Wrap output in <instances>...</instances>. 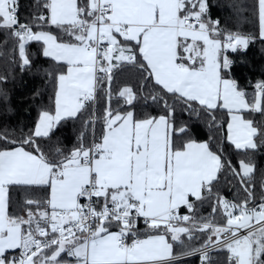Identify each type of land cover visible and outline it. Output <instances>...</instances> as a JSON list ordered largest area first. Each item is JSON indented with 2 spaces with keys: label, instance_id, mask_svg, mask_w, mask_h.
Masks as SVG:
<instances>
[{
  "label": "snow or ice",
  "instance_id": "obj_1",
  "mask_svg": "<svg viewBox=\"0 0 264 264\" xmlns=\"http://www.w3.org/2000/svg\"><path fill=\"white\" fill-rule=\"evenodd\" d=\"M34 3L21 22L20 0H0V57L31 70L28 46L38 43L55 81L54 108L29 134H0L14 146L0 147V264H187L192 256L218 264L217 251L225 264H264V173L257 202L254 161L264 149V81L249 97L228 71L229 51L264 41V0L251 5L256 33L221 27L210 0ZM125 68L152 85L145 99L160 114L138 116L130 86L115 94L125 109L112 106L115 74ZM178 105L210 129L226 126V135L192 139L176 123ZM68 121L81 123L76 145L50 156L46 143ZM221 174L239 185L235 199L217 190ZM205 204L209 215H199Z\"/></svg>",
  "mask_w": 264,
  "mask_h": 264
},
{
  "label": "trees",
  "instance_id": "obj_2",
  "mask_svg": "<svg viewBox=\"0 0 264 264\" xmlns=\"http://www.w3.org/2000/svg\"><path fill=\"white\" fill-rule=\"evenodd\" d=\"M254 0H210L211 12L213 19L221 22V27H226L232 31L242 33L258 32V24L256 22L254 11L251 7ZM247 7V11H238L237 7ZM35 10L34 0H20L19 17L21 22H28ZM240 23H237V18ZM247 19H244V18ZM55 31V29H53ZM30 57L33 61L31 70L22 71L18 64H12L7 57H0V76H6L4 83H0V134L10 139H21L29 134L38 122L39 114L42 110L54 108V91L55 81L47 75L52 68V62L43 57L42 47L38 43H32L28 46ZM236 60V64L231 71V76L238 82L249 97L255 94V84L264 81V41L255 39L250 43L246 50H238L232 53ZM124 86H130L138 94V100L135 103L136 114L140 117L145 115H158L161 109L154 104L151 99H145L150 96L152 85L145 83L140 73L131 68H125L117 71L112 84L113 100L112 106L125 109L122 100L115 99V94ZM101 99L97 105V109L102 111L105 106L103 93L100 94ZM172 103V101H169ZM220 120H226V117H217ZM257 121L261 120L259 114L255 116ZM175 120L177 125L186 124L189 127V134L192 139L198 142H205L212 137L213 141L219 140L226 135L225 128L219 131L210 129L208 122L196 117H190L186 111L181 110V106H177ZM81 130L80 122H61L53 134L50 142L45 145L46 151L51 156V151L55 146H60L65 152L69 151L77 143V136ZM223 143L226 154L233 163L236 161L234 150L225 141ZM14 147L7 145L4 141H0V147ZM257 166L256 180V196L257 202L261 194L259 187L260 175L264 173V149H261L254 157ZM239 185L236 184L231 176L224 177L221 174L220 183L217 190L221 195L235 199L238 194ZM14 199L20 201L23 199L22 193H15ZM199 204V202H197ZM211 206L205 204L199 208V215L208 216ZM181 214H186L185 209H181ZM141 229L144 225L141 222ZM200 241H197L199 246ZM218 264H225L226 252L217 251L212 253ZM67 260L68 257L65 255ZM187 264H200L197 256L188 258Z\"/></svg>",
  "mask_w": 264,
  "mask_h": 264
},
{
  "label": "built area",
  "instance_id": "obj_3",
  "mask_svg": "<svg viewBox=\"0 0 264 264\" xmlns=\"http://www.w3.org/2000/svg\"><path fill=\"white\" fill-rule=\"evenodd\" d=\"M228 56H229V58L233 61V64H232L231 68L228 70V71L231 73L233 67H234L235 64H236V60H235V58L233 57L232 52H230V51L228 52ZM225 197H226V196H225ZM226 198L232 200L230 197H226ZM18 253H19V250H18ZM72 260H73V258L70 259V262H71Z\"/></svg>",
  "mask_w": 264,
  "mask_h": 264
},
{
  "label": "crops",
  "instance_id": "obj_4",
  "mask_svg": "<svg viewBox=\"0 0 264 264\" xmlns=\"http://www.w3.org/2000/svg\"><path fill=\"white\" fill-rule=\"evenodd\" d=\"M13 254H18V250H15V252ZM71 257H68V261H70Z\"/></svg>",
  "mask_w": 264,
  "mask_h": 264
}]
</instances>
